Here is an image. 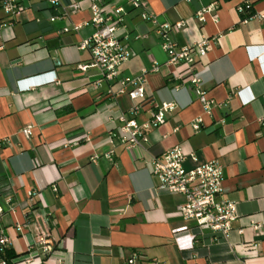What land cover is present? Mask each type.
I'll list each match as a JSON object with an SVG mask.
<instances>
[{"label":"crops","instance_id":"crops-1","mask_svg":"<svg viewBox=\"0 0 264 264\" xmlns=\"http://www.w3.org/2000/svg\"><path fill=\"white\" fill-rule=\"evenodd\" d=\"M71 1L23 0L15 15L0 12V231L21 255L17 264L42 235L53 249L45 256L37 249L31 264H123L135 251L137 264H264V0L243 12L241 0H143L160 22H185L169 34L178 46L213 38L193 63L213 100L208 112L167 63L155 24L122 0H104L103 9L126 10L130 57L112 81L96 67L81 70L91 53L79 45L94 28L86 0L65 15ZM214 1L217 20L205 12L199 21L196 12ZM154 62L145 98L109 93ZM163 102L174 105L165 121L145 130L143 148H126L118 116L141 124ZM177 145L197 156L187 169L213 158L223 164V193L237 210L225 237L199 236L175 213L182 197L155 188L151 158Z\"/></svg>","mask_w":264,"mask_h":264},{"label":"built area","instance_id":"built-area-1","mask_svg":"<svg viewBox=\"0 0 264 264\" xmlns=\"http://www.w3.org/2000/svg\"><path fill=\"white\" fill-rule=\"evenodd\" d=\"M83 0H72L63 8L65 15L68 12H76L80 9V2ZM91 12L89 23L94 30L91 35L85 38L79 48H88L91 53V61L88 64H79L81 70L87 67H96L100 70L101 78L107 81L115 80L118 77L119 66L128 60L131 51L123 41L127 38L125 32L126 10L122 5L113 7L112 12L103 9L104 0H86ZM126 5L140 9V17L155 24V33L160 38V45L167 54V63L175 66V75L179 80L188 79L194 86L198 94V100L203 108L208 112L211 108L212 99H209L205 91L200 87V78L193 68L196 59L205 57L213 38L203 37L191 42L187 46H178L170 38V32L182 27L185 22L180 20L175 23L160 22L157 17L147 8L143 0H122ZM253 0H241L237 9L241 12L252 8ZM52 6H59L60 0H48ZM24 8L23 0H0V12L9 17L15 15ZM217 2H211L196 12L199 21H204V13H212V18L217 20ZM83 24L73 25V30H79ZM69 30L68 27L63 28ZM123 34V35H120ZM158 64L154 62L149 69H143L135 76L122 77L119 79L120 87L116 92L109 90L112 96L127 93L132 99L145 98L143 84L146 75L150 71H157ZM148 108L150 118L139 124L134 118L127 119L123 114L118 116L122 123L119 127V138L126 148H143L147 142L145 130L150 127L162 124L166 114L174 108L173 103L163 102L152 104ZM139 105H133L131 113L135 114ZM199 119L193 123V128H199ZM20 132L28 137L32 132V125L28 124L20 129ZM110 137V136H109ZM85 140L89 141L90 136L86 134ZM109 141L111 139L109 138ZM63 145L70 144L68 139L63 140ZM106 157L112 160V150L105 153ZM92 156V160L96 159ZM190 158L197 160L193 151L185 152L180 146H173L167 149L158 157L150 160V169L156 179L155 188L164 190L171 194H177L182 200L176 205L175 213L182 220L191 223L197 230L199 236H204L207 232L212 240L225 237L231 230L232 222L237 217L235 203L227 200L222 189L224 178V166L216 158L206 160L193 168L184 167V162ZM55 189V188H54ZM7 201H10L8 197ZM0 204V215L3 213ZM19 229V227H18ZM10 240L0 231V252L8 247ZM255 246V245H253ZM37 249H40L45 256L53 247L47 238L42 235L28 248V254L23 261L31 264L32 258L36 256ZM140 255L133 252L123 264H137ZM0 264H7L6 260L0 258Z\"/></svg>","mask_w":264,"mask_h":264},{"label":"trees","instance_id":"trees-1","mask_svg":"<svg viewBox=\"0 0 264 264\" xmlns=\"http://www.w3.org/2000/svg\"><path fill=\"white\" fill-rule=\"evenodd\" d=\"M21 255H17L12 252L10 247H6L2 252H0V258H3L6 260L7 264H17L18 259Z\"/></svg>","mask_w":264,"mask_h":264}]
</instances>
